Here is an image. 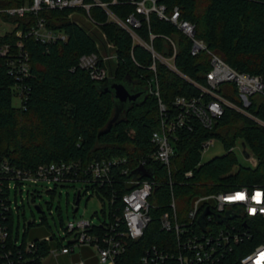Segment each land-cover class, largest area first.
I'll return each mask as SVG.
<instances>
[{
  "label": "trees",
  "instance_id": "1",
  "mask_svg": "<svg viewBox=\"0 0 264 264\" xmlns=\"http://www.w3.org/2000/svg\"><path fill=\"white\" fill-rule=\"evenodd\" d=\"M31 2L0 0V11ZM161 3L167 4L170 11L178 6L182 17L196 25V37L204 40L210 50L234 69L264 76V0H161ZM110 9L121 19L134 11L131 5H112ZM73 12L72 9L53 10L38 16L27 13L23 17L0 13V18L18 25L0 34V49L9 45L15 51L20 40L17 32L27 35L39 17L46 18L53 29L69 37L67 42L51 44H43L32 36L23 37L30 56L32 78L27 82L31 91L21 107L13 105L17 80L9 73L7 59L0 57V156L17 168L29 170L55 162L81 161L86 165L114 157H126L136 167L146 159L156 178L165 179V167L149 158L156 149L151 138L159 125V100L146 87L157 76L160 97L170 109L174 108L177 96L194 97L199 90L160 62H157L156 73L151 70V53L134 44L126 30L108 22L101 8L91 11L98 27L71 20L69 16ZM137 34L147 43H151L150 35L154 34L153 47L164 57L174 54L172 43L166 39L170 38L177 49L176 67L197 83L206 84V75L211 70L210 56L206 52L192 56V41L173 24L153 14L150 23L142 22ZM92 54L100 58L116 56L105 63L109 76L117 82L130 80L137 90L147 92L113 123L116 107L113 93L106 90L109 78L96 82L79 66L82 56ZM221 92L230 101L243 106L234 85L224 84ZM247 110L264 121V103L259 98H252ZM194 124L193 131L178 132L172 160L177 180L183 172L194 171L187 185L174 187L182 212L190 207L192 198L201 194L228 187L264 185V126L231 108H226L213 130L205 129L197 121ZM208 138L221 141L226 150L243 140L257 164L244 165L238 154L231 153L199 167L201 145ZM132 177L134 174L124 175L121 169L114 168L111 183L94 187L96 195L109 206L110 220L122 213V197L133 188L125 182ZM170 196L168 185L163 183L156 187L151 202L158 208L151 210L152 223L143 238L127 243V251L117 264H143L141 258L148 249L154 245L163 247L166 240L172 238L162 231L159 221L160 215L167 210ZM93 227L96 231L101 229L99 225ZM33 239L38 241L40 237ZM263 241L264 222L254 229L250 240L236 245L219 264H241L242 257ZM39 246L32 256L35 260L29 264H43L41 259L49 256L52 247L61 246V242H41Z\"/></svg>",
  "mask_w": 264,
  "mask_h": 264
},
{
  "label": "built area",
  "instance_id": "2",
  "mask_svg": "<svg viewBox=\"0 0 264 264\" xmlns=\"http://www.w3.org/2000/svg\"><path fill=\"white\" fill-rule=\"evenodd\" d=\"M112 5H131L134 11L126 19H121L110 9ZM96 7L106 12L108 22L126 30L133 38L134 44L143 46L151 53V70L156 73L157 62H160L195 86L199 94L194 97L177 96L174 108L170 109L160 97L157 76L146 87L147 91L159 100V125L151 138L156 149L149 158L165 167V179L158 176L156 178L155 171L147 165L146 159L141 160L136 167L132 166L126 157H114L95 160L86 165L81 161L55 162L29 170L17 168L0 156V264H29L28 262L35 260L32 256L39 250L41 242L59 240L61 246L52 247L49 256L41 259L43 264L49 257L57 259L60 255L69 254L74 248L81 247L93 249L99 264H117L118 259L127 251V243L143 238L152 223L151 210L158 208V205L152 203L151 198L154 197L156 187L163 183L170 187L171 196L167 210L160 215L159 221L162 231L172 238L167 239L163 247L154 245L148 249L141 258L142 263L219 264L236 245L250 240L254 229L264 222V185L228 187L226 190L201 194L192 198L190 207L182 212L174 187L176 184L187 185L194 177V171L183 172L179 180L173 174L172 160L175 157L177 134L182 130L193 131L195 121L205 129L213 130L224 116L226 108H231L264 126V121L247 110L252 105V98H259L264 103V76L234 69L219 54L210 50L204 40L196 37V25L182 17L178 6L170 11L168 5L161 3V0H32L29 5L2 10L0 13L23 17L27 13L38 16L44 11L72 9L74 12L69 16L71 20L78 23L85 20L87 24L98 27L91 12ZM153 14L160 20L173 24L192 41V56L201 52L210 56L211 70L206 75V84L197 83L176 67L177 49L170 38L166 37L174 47V54L164 57L153 47L154 34L150 35L151 43L145 42L137 34L142 22L150 23ZM1 24L11 27L4 33L18 26L0 18ZM17 36L20 40L16 50L12 51L9 45L3 46L0 49V57L7 59L9 73L17 80L15 96L19 98L21 107L31 91L27 82L32 78L30 56L25 50L23 37L32 36L43 44L67 42L69 37L63 31L53 29L44 17L38 18L36 25L27 35L18 31ZM115 58L114 55L102 58L95 54L82 56L79 66L88 71L94 81L100 83L110 77L105 63ZM224 84L235 86L243 106L235 104L222 94ZM217 141L216 138H208L202 142L199 167L205 163L204 154ZM237 149L245 156V160L255 159L244 142L243 148L235 145L226 150L225 154L236 153ZM140 167L153 172V176L148 178L139 173L135 174ZM114 168L121 169L124 175L134 174V177L125 182L133 188L122 197L123 209L120 215H114V219L110 220L109 209L100 224L87 220L69 221L67 225L62 226L65 236L52 234L40 237L38 241L33 239L32 233V228L35 229L38 225L36 221L29 222L24 225L21 236V206L18 204V195L22 197L24 192L27 193L28 197H32L34 204L35 199L40 196L39 189L43 186H46L48 193L54 195L59 187L80 182L84 184V189L76 196L79 197L80 193L81 199L82 195L89 191L96 193L94 187L111 183ZM13 194L15 199L12 198ZM16 214L19 218L17 226ZM94 225H99L101 229L93 230ZM69 236L73 237L72 240L65 243L64 240ZM72 264H85V261L80 260ZM241 264H264V241L242 257Z\"/></svg>",
  "mask_w": 264,
  "mask_h": 264
},
{
  "label": "rangeland",
  "instance_id": "3",
  "mask_svg": "<svg viewBox=\"0 0 264 264\" xmlns=\"http://www.w3.org/2000/svg\"><path fill=\"white\" fill-rule=\"evenodd\" d=\"M83 23L87 24L85 20H82ZM11 27L1 24L0 25V34H4L5 31L10 30ZM112 78L109 77V83L112 82ZM131 90L136 91L137 88L134 85H131ZM20 100L15 96L13 100V105L15 107L20 106ZM243 140L237 141V147L243 148ZM249 150V148H248ZM240 162L244 165L255 166L257 164L256 159L252 161L245 160V156L240 153V150H236ZM226 153V149L221 141L211 147L206 154L203 156V161L208 162L211 159L216 157L223 156ZM84 189V184L77 182L65 187H59L56 194H50L47 192L46 186L41 187L40 196L35 199L34 204H32V197H28L27 193L18 195V204L21 206L20 210V234L23 235L24 225L29 222L36 221L37 227L32 228L33 237L44 235L55 234L57 236H65L63 230V225H67L69 221H92L94 224H100L102 220L105 219L104 211L108 213L109 206L102 199L96 195V193L89 191L82 195L79 206H76L78 197L76 196L78 192ZM12 198L15 199L14 194ZM15 205V204H14ZM35 206H41L43 213L40 214L37 212ZM78 207V211L76 209ZM15 226L18 224V215H15ZM62 221V222H61ZM32 237V236H31ZM30 237V238H31ZM72 236L67 237L64 242L67 243L72 240ZM51 258H47L46 261H49ZM56 260V259H54Z\"/></svg>",
  "mask_w": 264,
  "mask_h": 264
},
{
  "label": "water",
  "instance_id": "4",
  "mask_svg": "<svg viewBox=\"0 0 264 264\" xmlns=\"http://www.w3.org/2000/svg\"><path fill=\"white\" fill-rule=\"evenodd\" d=\"M131 82L130 80H125L123 82H117L112 80L111 83H107L106 90H109L113 93L115 99V107L116 113L115 118L111 123L116 121L120 115L128 110L131 105L138 103L144 96H146L147 92L143 90H131ZM248 156V154L246 153ZM141 174L142 177L151 178L153 176V172L147 171L144 167H140L135 174ZM78 200L76 202V206H79L80 201V193L78 194ZM38 213L42 214L43 210L39 206H35ZM78 211V207L76 212Z\"/></svg>",
  "mask_w": 264,
  "mask_h": 264
},
{
  "label": "crops",
  "instance_id": "5",
  "mask_svg": "<svg viewBox=\"0 0 264 264\" xmlns=\"http://www.w3.org/2000/svg\"><path fill=\"white\" fill-rule=\"evenodd\" d=\"M80 260H84L85 264H99L95 251L89 247L74 248L73 252L60 255L56 260L50 259L45 264H72Z\"/></svg>",
  "mask_w": 264,
  "mask_h": 264
}]
</instances>
